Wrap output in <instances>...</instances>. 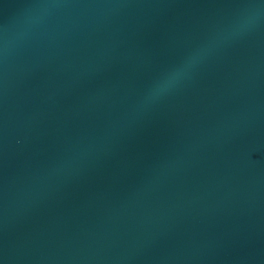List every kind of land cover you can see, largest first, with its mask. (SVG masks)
Listing matches in <instances>:
<instances>
[{
    "label": "water",
    "instance_id": "1",
    "mask_svg": "<svg viewBox=\"0 0 264 264\" xmlns=\"http://www.w3.org/2000/svg\"><path fill=\"white\" fill-rule=\"evenodd\" d=\"M0 264H264V0H0Z\"/></svg>",
    "mask_w": 264,
    "mask_h": 264
}]
</instances>
